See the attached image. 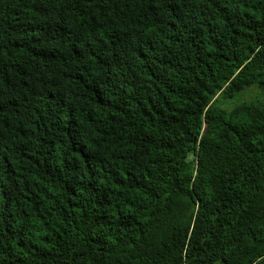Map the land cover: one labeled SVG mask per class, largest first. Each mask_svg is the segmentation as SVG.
Returning a JSON list of instances; mask_svg holds the SVG:
<instances>
[{
	"label": "trees",
	"instance_id": "1",
	"mask_svg": "<svg viewBox=\"0 0 264 264\" xmlns=\"http://www.w3.org/2000/svg\"><path fill=\"white\" fill-rule=\"evenodd\" d=\"M253 87L264 0H0V264H264Z\"/></svg>",
	"mask_w": 264,
	"mask_h": 264
},
{
	"label": "rangeland",
	"instance_id": "2",
	"mask_svg": "<svg viewBox=\"0 0 264 264\" xmlns=\"http://www.w3.org/2000/svg\"><path fill=\"white\" fill-rule=\"evenodd\" d=\"M240 97L241 96H238L237 98L232 99L229 102H224V105L227 107L231 105L233 106L240 99ZM242 99L243 100H257L258 99V100L264 101V90L261 88L253 87L242 95Z\"/></svg>",
	"mask_w": 264,
	"mask_h": 264
}]
</instances>
